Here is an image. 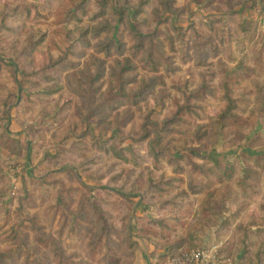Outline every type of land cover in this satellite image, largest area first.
<instances>
[{
	"label": "rangeland",
	"instance_id": "374dc122",
	"mask_svg": "<svg viewBox=\"0 0 264 264\" xmlns=\"http://www.w3.org/2000/svg\"><path fill=\"white\" fill-rule=\"evenodd\" d=\"M109 1L129 11L122 24L91 19L98 0L80 22L61 18L74 0H0L2 263L134 264L145 242L157 264L212 244L225 264H264V0H172L169 11L145 0L137 18L140 0ZM131 25L146 36L143 50ZM151 47L170 73L145 64ZM127 59V92L164 79L135 107L110 101L111 74ZM226 89L238 119L213 125ZM183 104L182 136L144 137L147 117L160 124ZM170 158L185 173L167 186L177 177ZM191 162L223 181L211 175L214 185L191 195Z\"/></svg>",
	"mask_w": 264,
	"mask_h": 264
},
{
	"label": "trees",
	"instance_id": "16d2710c",
	"mask_svg": "<svg viewBox=\"0 0 264 264\" xmlns=\"http://www.w3.org/2000/svg\"><path fill=\"white\" fill-rule=\"evenodd\" d=\"M90 1L91 0H74L73 4H71V7L69 6V8L65 10L64 14H61V18L63 17V19H65L66 17H71V20L80 22L81 21L80 16L86 17L87 14L89 13L87 11L86 6ZM98 1L99 2H97V6H96L97 10L93 12V14L91 15V19L93 20L104 18L107 15H115L116 24L118 25V24H122L124 22V19H126V17L129 16V13H128L129 11H125L124 8H122L119 11H116L112 2L109 0H98ZM171 2L172 0H160V5L163 7L164 11H169V9L171 8L170 7ZM146 3L147 1L145 0L139 1L137 8L133 9L132 11L133 18H137L139 15L143 13V6L146 5ZM130 28H131L130 30L133 34L134 39H136V45L134 46V49L138 51L143 50L144 49L143 40L144 38H146V36L143 34H137L134 28H132V25L130 26ZM109 29L110 28L108 26H103L102 28H99L95 31V35H98L104 31H108ZM108 41L109 42L106 45L102 46V51H104L106 55H108L110 52L109 51L110 45H112L113 43H116L114 42V40H108ZM34 46L37 47L38 43L33 44V47ZM120 49L121 48L119 47L118 50ZM135 50H134V53H135ZM144 55L145 56H143L144 57L143 61L149 67L151 72L157 73L159 70V67L161 66L163 67L165 73H170L172 71V69L170 68V64H168V61L166 60V58H164L163 54L158 49L151 47ZM134 69H135V66L130 63L129 59H127L126 62L120 67L119 72H112L111 75L114 78L115 83H116L117 94L116 96L111 97L110 101H114L119 106L135 107V106H138L140 102L144 101L146 99V96L149 95L155 89L157 85H160V86L164 85L163 77L158 76V77H154L150 79L147 82H142L140 85V88L137 91L130 90L127 92L125 88H126V85L128 86V84H130V82L125 81L123 76L131 72ZM100 77H103V75L99 74L97 79H99ZM201 90H202L201 92H203L204 94L210 93V91L208 90V88H206V86H201ZM192 97H195L196 100H200L203 98V95L192 94ZM223 98L226 102L225 108L222 112H220L217 115L215 120L212 121L213 125H218L225 120L236 121L238 119V115L235 114V111L237 109V104H236V101L231 97V93L228 89L225 90ZM103 106L104 105L97 108L95 112H101L103 109ZM105 109L111 110V108H109L108 106ZM183 111L191 113V110L187 106V104H183L181 106L179 105L177 106L176 112L169 118L164 119L160 124L156 122H151L150 118L147 117L146 118L147 126L145 128L144 137L149 139L152 137L151 135H153L154 136L153 139L156 142H160V140L164 137H169L168 138L169 139L168 142H169L175 139V138H172L173 135L175 134H180V136H182L184 132H181L180 126L182 127L188 124L187 121L184 120L180 116ZM148 127H151V131ZM199 129L200 128H198L197 130ZM197 133L198 131L195 132V134ZM163 150L164 149L162 148V151ZM152 155H154V153H152ZM194 156L200 157L198 156V154H195ZM118 157L121 158L122 156L119 155ZM154 157L159 158L161 157V154H156L154 155ZM200 159H204V160L210 159L211 160V158H206V157L205 158L202 157ZM177 160H180V158H177ZM177 160H173L171 158L168 160V163L171 165L173 169V173L177 177L167 180L166 182L167 186H171L172 183L174 182L183 181L181 176L185 173V171H184L183 166L180 165L177 162ZM190 165L192 168V172H191L192 176L190 180L188 181V188H189L191 195H198L210 189L214 185L212 180L209 179V176L211 175L212 177H214L215 181H218V182L223 181L221 179L220 174H216V172H214V169L207 168L205 165L196 164L195 162H191ZM101 213H102L101 210L96 208L97 220H100V221L102 220ZM149 226L161 227V221L154 222V223L149 222ZM149 226H148V229L144 230L145 234L147 233L149 234L153 231V229H150ZM49 246L51 250L54 252L55 257L59 258L60 250L55 245V243L51 241L49 242ZM4 257L5 256L3 255L0 256V264H3L2 259Z\"/></svg>",
	"mask_w": 264,
	"mask_h": 264
},
{
	"label": "built area",
	"instance_id": "2783aa9c",
	"mask_svg": "<svg viewBox=\"0 0 264 264\" xmlns=\"http://www.w3.org/2000/svg\"><path fill=\"white\" fill-rule=\"evenodd\" d=\"M220 247L212 244L207 248L185 252L180 256L170 257L165 264H225L219 256Z\"/></svg>",
	"mask_w": 264,
	"mask_h": 264
},
{
	"label": "crops",
	"instance_id": "0c3cea01",
	"mask_svg": "<svg viewBox=\"0 0 264 264\" xmlns=\"http://www.w3.org/2000/svg\"><path fill=\"white\" fill-rule=\"evenodd\" d=\"M171 238H172L171 243L173 242V244H174L175 243L174 242L175 241L174 236H171ZM171 243H170V245H171ZM150 253H151V251L146 246L145 242H141V247L138 250V254H137L138 255V260L134 264H157V260H156L157 257L156 258L154 257L155 259H153L150 256Z\"/></svg>",
	"mask_w": 264,
	"mask_h": 264
}]
</instances>
